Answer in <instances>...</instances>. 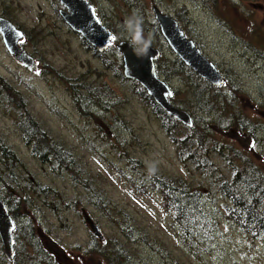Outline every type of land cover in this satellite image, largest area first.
Listing matches in <instances>:
<instances>
[{
  "label": "rangeland",
  "instance_id": "rangeland-1",
  "mask_svg": "<svg viewBox=\"0 0 264 264\" xmlns=\"http://www.w3.org/2000/svg\"><path fill=\"white\" fill-rule=\"evenodd\" d=\"M91 1L115 43L127 42L128 16L143 17L172 78L160 75L191 116L198 143L177 144L185 132L178 127L176 139L165 132L135 85L116 74L114 59L102 61L69 32L58 0H0V16L28 33L19 46L37 65L24 68L0 35V198L18 206L15 256L0 252V264H110V254L129 264H264V241L225 216L230 200L221 189L252 165L264 173V0ZM153 6L177 20L224 85L207 82L195 98L172 69L176 55L154 28ZM206 103L210 109L198 108ZM31 126L36 136L25 133ZM39 144L65 161L49 153L43 160ZM194 154L207 165L196 167ZM261 181L248 182L259 189ZM161 183L184 192L179 199L197 198L209 222L179 230Z\"/></svg>",
  "mask_w": 264,
  "mask_h": 264
},
{
  "label": "water",
  "instance_id": "water-1",
  "mask_svg": "<svg viewBox=\"0 0 264 264\" xmlns=\"http://www.w3.org/2000/svg\"><path fill=\"white\" fill-rule=\"evenodd\" d=\"M58 2L63 6L59 14L73 32L79 34L85 42L98 51L107 49L112 43L111 32L101 23L94 6L88 0H58ZM151 9L160 34L172 52L202 79L214 86L224 84L225 79L215 64L196 49L194 42L186 37L179 24L157 7L153 6ZM0 35L7 52L16 61L30 71L36 70L37 65L33 58L19 46V41L23 38L22 31L3 17H0ZM115 48L121 57L124 77L138 83L172 118L187 127H192L191 116L170 102L172 91L156 72L154 60L160 55V51L150 47L146 57L138 58L126 41L116 43ZM85 222L90 225L94 235L101 236L99 228L87 215ZM13 229L11 215L0 200V241L5 256L10 260L13 257Z\"/></svg>",
  "mask_w": 264,
  "mask_h": 264
},
{
  "label": "trees",
  "instance_id": "trees-1",
  "mask_svg": "<svg viewBox=\"0 0 264 264\" xmlns=\"http://www.w3.org/2000/svg\"><path fill=\"white\" fill-rule=\"evenodd\" d=\"M88 1H89V3H91L95 6V4L91 0H88ZM201 1L203 2V0H201ZM2 17L8 19L9 21L12 20L7 15L2 16ZM11 22H13V21H11ZM101 22L104 24L103 20H101ZM17 28H19V26H17ZM154 28L156 30H159L157 23L154 24ZM20 30L23 33L22 39H25L26 37L28 38V33L27 32L25 33L22 28ZM69 32L72 33L73 35H75L79 39V43L81 44L82 47H84L87 50H91L93 52V54H95L102 61L105 62V60H106L105 57H108V56L112 57V60L114 59L115 63H117V65H118L115 68L116 74H118L120 76V78L124 81V83L130 82V83L135 85L134 87L136 88L138 95L143 100H145V102H147L150 105L149 107L153 110V113L159 119L161 126L164 128L165 132L171 138L176 139L177 135L181 134L180 132L177 131L176 127H178L179 129L185 130V132L183 133L184 134L183 137L180 136L179 138H177V141H178L177 144H179V142L181 140L187 138L188 144L197 145L198 140L195 139V137L193 136L192 127L189 128V127L181 125L177 120H175L170 115H168L166 112H164L152 100V98H150L147 95L146 91L139 84H137L136 82H134L132 80L126 79L124 77V75H122L123 74V68H122L121 62L118 61V58L120 57V55L115 50V46H114L115 41H116V34H115L114 30H112L111 32L113 33V36H115V39H113L112 44H110L108 46V48L102 52L98 51L97 49L92 47L90 44L85 42L79 34H75L71 30H69ZM161 56H162V54H161ZM161 56L155 60L156 70H157L158 74H162L164 77L166 74L169 77L171 75L170 69H168V67L167 68L166 67L161 68L159 65V62L162 59ZM112 63H114V62H112ZM110 64L111 63H109V66H110ZM172 69H173V71H175V73L179 77H181L182 79H184L185 81L188 82V86H189L191 92L194 93L195 98L196 97L199 98L200 96H203L201 89L208 87L207 81H204L199 76H197L196 73H194L190 68H187L186 65H184L178 57H176V59L172 63ZM190 76L193 77L195 79V81L190 82V78H189ZM169 78H172V77H169ZM79 96L81 99H83V97H82L83 94H81V95L79 94ZM170 101L177 108H179L181 110L183 109L181 103L175 102V100H172V98L170 99ZM197 106H200V105H197ZM210 107L211 106L207 105V103H206V106H204V107L200 106L198 108L203 109V111H205V110L210 109ZM224 122L226 123V121H224ZM168 131L172 134H170ZM28 132H31V134L36 136L37 133H39V130H38V128L31 126V128L25 130V133L28 134ZM186 132H187V134H186ZM190 134H192V135H190ZM39 146H41V144H39ZM50 151L51 150L49 148H47V146H41L38 148L37 152L41 157H43V160H44V157L46 155H48V153ZM50 155L52 156L53 154H50ZM52 157L59 162H64L66 159L65 156H63V155L61 156L60 154H58V155L55 154ZM183 157L184 156H180L179 158L181 160H183ZM196 159H197V161H196ZM190 160L199 169H202L203 166L207 165V161L205 159H201L196 154H194V156L191 155ZM239 176H241V174H239ZM247 177H250V178H247ZM261 179L264 180V173H261L257 168H255L252 165L250 168H247L245 170V175H243V178L241 176L240 180H239L238 176L236 175L235 176L236 181L231 180L230 182H224L223 186H221V189L223 190V194H225L228 197V199L230 200V206L225 208V216H227V218L229 216L228 219L231 220L232 223L236 224L239 228L243 229L250 238L262 239L264 241V212L262 213V215L258 214V212L260 210L264 209V191L263 192L259 191L260 189L264 190V182L261 181V183L257 185L259 187V189L255 188L253 186L252 182H251V184L248 182L249 180L255 181V180H261ZM2 184L5 186L9 185V183L7 181H3ZM156 188L157 189H164V191H163L164 194L170 198L169 202L166 204L168 207L173 206V208L170 210L173 212L171 216L175 220L174 223H175L176 227H178L179 230H184V231L186 230L185 232H187L191 229V232H193V231L196 232V230L198 229V227H200L202 225V223H204V225H205L206 222L207 223L209 222L210 218L208 216H203L204 212L200 211L199 200H197V198H188V199H184V200H182V198L179 199L178 194L179 195L181 193L184 194V192L178 191L177 188H174V187L172 188L165 183H161L158 185L156 184ZM1 200L5 204L8 213L11 215V218L13 219V223H14V231H13L14 255L13 256H15V252H16L15 248L17 247L16 246L17 242L15 240L16 239L15 238V231L17 230V216H16L17 211L16 210L18 209V206L12 207L4 199H1ZM99 208H101V207L99 206ZM104 209L107 210V208H104ZM193 213L196 214V216L202 215L203 220L200 221L199 218H196V216H193ZM215 226H216V224H215ZM1 247L2 246H1V242H0V252L2 254L3 251L1 249ZM3 257H5V256L3 255ZM110 259H111L110 264H117V263L129 264V263H126L125 260H124L125 262H123L122 258L119 259V258H117V256H113L111 254H110ZM13 263H16V257L13 259Z\"/></svg>",
  "mask_w": 264,
  "mask_h": 264
},
{
  "label": "clouds",
  "instance_id": "clouds-1",
  "mask_svg": "<svg viewBox=\"0 0 264 264\" xmlns=\"http://www.w3.org/2000/svg\"><path fill=\"white\" fill-rule=\"evenodd\" d=\"M122 27L127 34V42L132 48L134 55L138 58L146 57L151 47L152 36L149 33L145 37L143 17L138 12H134L124 20ZM148 171L150 174H154L157 171L156 162L149 164Z\"/></svg>",
  "mask_w": 264,
  "mask_h": 264
},
{
  "label": "bare ground",
  "instance_id": "bare-ground-1",
  "mask_svg": "<svg viewBox=\"0 0 264 264\" xmlns=\"http://www.w3.org/2000/svg\"><path fill=\"white\" fill-rule=\"evenodd\" d=\"M171 16V15H170ZM172 17V16H171ZM176 22H177V20L174 18V17H172ZM13 23V22H12ZM102 23V22H101ZM178 23V22H177ZM103 24V23H102ZM179 24V23H178ZM104 25V24H103ZM105 26V25H104ZM111 32V31H110ZM111 35H112V37H115V36H113V33L111 32ZM197 47V46H196ZM198 51H200L201 52V54L205 57V58H207L204 54H203V52L201 51V49L199 48V47H197L196 48ZM208 59V58H207ZM209 60V59H208ZM183 62V61H182ZM210 62H212L211 60H210ZM184 63V62H183ZM213 63V62H212ZM185 64V63H184ZM186 65V64H185ZM188 67V66H187ZM189 68V67H188Z\"/></svg>",
  "mask_w": 264,
  "mask_h": 264
},
{
  "label": "flooded vegetation",
  "instance_id": "flooded-vegetation-1",
  "mask_svg": "<svg viewBox=\"0 0 264 264\" xmlns=\"http://www.w3.org/2000/svg\"><path fill=\"white\" fill-rule=\"evenodd\" d=\"M221 73V72H220ZM222 74V73H221ZM223 75V74H222ZM223 77H224V75H223ZM224 79H225V77H224ZM163 80H165V79H163ZM167 83H168V81L167 80H165ZM225 81H226V79H225ZM13 250H14V248H13Z\"/></svg>",
  "mask_w": 264,
  "mask_h": 264
},
{
  "label": "snow or ice",
  "instance_id": "snow-or-ice-1",
  "mask_svg": "<svg viewBox=\"0 0 264 264\" xmlns=\"http://www.w3.org/2000/svg\"><path fill=\"white\" fill-rule=\"evenodd\" d=\"M113 39H115V37H113Z\"/></svg>",
  "mask_w": 264,
  "mask_h": 264
}]
</instances>
